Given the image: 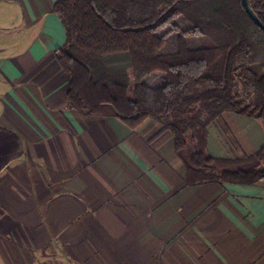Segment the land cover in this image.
<instances>
[{
	"label": "crops",
	"instance_id": "0c3cea01",
	"mask_svg": "<svg viewBox=\"0 0 264 264\" xmlns=\"http://www.w3.org/2000/svg\"><path fill=\"white\" fill-rule=\"evenodd\" d=\"M58 1L0 0V264H264V182L188 185L162 123L69 106ZM222 121L212 157L264 148V119Z\"/></svg>",
	"mask_w": 264,
	"mask_h": 264
},
{
	"label": "trees",
	"instance_id": "16d2710c",
	"mask_svg": "<svg viewBox=\"0 0 264 264\" xmlns=\"http://www.w3.org/2000/svg\"><path fill=\"white\" fill-rule=\"evenodd\" d=\"M249 3L264 23V0ZM53 12L71 108L109 110L131 128L162 123L188 185L264 182V148L233 160L208 152L212 122L230 135L224 113L264 119V31L241 0H60ZM157 74L161 84L145 82Z\"/></svg>",
	"mask_w": 264,
	"mask_h": 264
},
{
	"label": "water",
	"instance_id": "95a60500",
	"mask_svg": "<svg viewBox=\"0 0 264 264\" xmlns=\"http://www.w3.org/2000/svg\"><path fill=\"white\" fill-rule=\"evenodd\" d=\"M241 3L246 13L250 16V18L254 21V23L264 31V23L251 8L249 0H241Z\"/></svg>",
	"mask_w": 264,
	"mask_h": 264
},
{
	"label": "rangeland",
	"instance_id": "374dc122",
	"mask_svg": "<svg viewBox=\"0 0 264 264\" xmlns=\"http://www.w3.org/2000/svg\"><path fill=\"white\" fill-rule=\"evenodd\" d=\"M185 26V25H184ZM173 43H171V41L169 42V47L168 48H170V47H172L171 49H173V45H172ZM159 75H151V76H148V78H146L145 79V82L147 83V84H149L150 86H157L158 84L157 83H160V78L158 77ZM159 78V79H158Z\"/></svg>",
	"mask_w": 264,
	"mask_h": 264
}]
</instances>
